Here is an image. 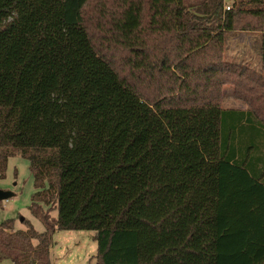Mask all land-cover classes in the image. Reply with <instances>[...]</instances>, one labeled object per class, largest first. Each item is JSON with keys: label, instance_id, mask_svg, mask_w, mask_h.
Segmentation results:
<instances>
[{"label": "trees", "instance_id": "trees-1", "mask_svg": "<svg viewBox=\"0 0 264 264\" xmlns=\"http://www.w3.org/2000/svg\"><path fill=\"white\" fill-rule=\"evenodd\" d=\"M229 3L0 0V178L29 161L46 228L0 222V261L94 231L96 264H264V76L225 60L259 33L264 71V0Z\"/></svg>", "mask_w": 264, "mask_h": 264}, {"label": "rangeland", "instance_id": "rangeland-1", "mask_svg": "<svg viewBox=\"0 0 264 264\" xmlns=\"http://www.w3.org/2000/svg\"><path fill=\"white\" fill-rule=\"evenodd\" d=\"M230 1L227 0V3ZM258 34L240 31L229 34L226 39L225 60L264 76L260 64ZM221 105L224 109H249L248 104L235 97L234 87L230 84L223 90ZM0 190L13 194L12 198L0 204V222L12 219L15 229L22 231L26 229L25 220H28L38 233L45 232L44 223L34 217L29 210L35 190L30 163L27 159L19 155L9 159L5 177L0 178ZM51 215L57 218V211L51 212ZM95 235L94 231H57L50 250L53 264H96ZM0 264L12 263L6 260L0 261Z\"/></svg>", "mask_w": 264, "mask_h": 264}, {"label": "water", "instance_id": "water-1", "mask_svg": "<svg viewBox=\"0 0 264 264\" xmlns=\"http://www.w3.org/2000/svg\"><path fill=\"white\" fill-rule=\"evenodd\" d=\"M12 196L13 194L11 192L0 190V204L4 200H9L10 198H12Z\"/></svg>", "mask_w": 264, "mask_h": 264}, {"label": "crops", "instance_id": "crops-1", "mask_svg": "<svg viewBox=\"0 0 264 264\" xmlns=\"http://www.w3.org/2000/svg\"><path fill=\"white\" fill-rule=\"evenodd\" d=\"M254 35V34H253ZM258 41H259V44H258V49H259V53H260V48H261V34H258ZM261 58V57H260ZM260 64H261V68H262V63H261V59H260ZM241 110H248V109H241Z\"/></svg>", "mask_w": 264, "mask_h": 264}, {"label": "built area", "instance_id": "built-area-1", "mask_svg": "<svg viewBox=\"0 0 264 264\" xmlns=\"http://www.w3.org/2000/svg\"><path fill=\"white\" fill-rule=\"evenodd\" d=\"M227 10H229V7H227Z\"/></svg>", "mask_w": 264, "mask_h": 264}]
</instances>
